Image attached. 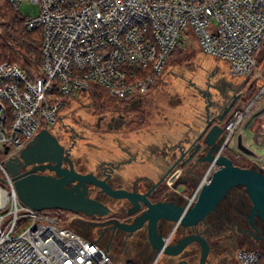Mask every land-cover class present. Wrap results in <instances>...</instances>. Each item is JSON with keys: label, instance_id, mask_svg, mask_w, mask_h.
<instances>
[{"label": "built area", "instance_id": "1", "mask_svg": "<svg viewBox=\"0 0 264 264\" xmlns=\"http://www.w3.org/2000/svg\"><path fill=\"white\" fill-rule=\"evenodd\" d=\"M24 1L39 4L41 13L21 14ZM5 3L26 30L40 31L41 64L34 75L0 59V172L10 188L0 186V264H118L101 240L24 204L1 158L19 155L41 129L56 124L66 100L93 84L119 100L147 95L183 34L228 61L232 76L250 75L264 41V0H0V8ZM257 99L224 122L217 155ZM254 140L261 138L254 133ZM217 168L210 164L189 205ZM236 257L240 264H264V248H242Z\"/></svg>", "mask_w": 264, "mask_h": 264}, {"label": "rangeland", "instance_id": "2", "mask_svg": "<svg viewBox=\"0 0 264 264\" xmlns=\"http://www.w3.org/2000/svg\"><path fill=\"white\" fill-rule=\"evenodd\" d=\"M19 12L26 17H35L41 13V6L24 1L19 7ZM35 32V35H40V31ZM0 36L7 46L5 49L0 47V53L4 50L7 51L5 53H9L11 59L19 63V59L22 58L20 49L13 41L4 37L1 29ZM0 59H4L2 54H0ZM30 72L34 75L40 74L39 67H32ZM240 90H243L240 94L241 101L236 102L238 105L234 107L232 103L235 100V93ZM263 90L264 41L257 52L256 64L251 74L246 77H235L229 72L228 61L204 53L192 34H183L178 49L168 58L162 76L156 78L155 85L143 100L128 101V105L105 109L100 107L101 104L94 98L91 90L80 96L76 93L72 99L66 100L58 121L48 130L65 148L71 149V158L75 162L77 170L83 173H96L99 167L104 164L117 166L118 161L124 160L122 155L127 157L123 153L126 150L134 151L141 148L140 152L145 151L143 146L149 141L150 144H152L151 141L155 142L153 149L157 151H160L159 149H162L160 147L166 143H174L169 139V133L173 132L174 128L173 136L177 135L182 138L185 135V129L195 126V124L197 128V125L205 119L209 99L213 103L210 112L223 115L224 121H226L239 105L248 106L253 99L259 97L238 126L228 145V153L225 150L222 154L230 156L236 164L264 172V145H262L264 127L261 123V117L264 115V94L261 95ZM233 94L235 95L233 96ZM106 96L112 99L108 93ZM120 113L126 114L125 119L115 124L114 129L110 130L108 127L110 116L113 114L118 117ZM100 117H104V120L98 124ZM177 126L178 128H176ZM240 131L245 136V139H242L243 145L249 147L256 153L255 155L246 154L238 148L236 138ZM254 133L261 138L259 143L254 140ZM1 159L6 165V160L3 157ZM127 168L130 167L122 165L120 169H117L115 172L117 182L120 181L117 178L119 172H122L126 177L129 176ZM207 169L208 167L193 169L189 175H185L182 171L186 176H183V180H181H186L184 183L178 180L177 176L169 177L163 185L165 189L171 191L169 199L180 201L184 206L191 207L190 200L204 179ZM178 171L180 170L176 172ZM160 176L161 173L154 178H140L142 179L141 188L147 182H152ZM5 177L6 175L0 172V186L10 189L5 182ZM134 178L120 182L130 186ZM90 196L103 199L115 211L126 209L129 204L128 200H117L115 204H112L96 188L91 189ZM252 205L245 187L236 186L227 193L216 210L196 227L204 229L207 224H213L214 227L223 228V232L227 231L226 235H229L228 227L233 215L236 213L250 215ZM47 210L57 217L61 226L100 239L101 243L110 249L118 264H172L175 262V258L155 254L149 240L146 239L147 234L144 229L128 236L124 231L117 230L115 232L108 229L107 219L109 216L106 215L88 216L57 208ZM226 211L230 213L229 216H227L228 214L223 215ZM123 217L119 216L118 218L122 220ZM173 224L175 223L172 222L170 225ZM189 230L190 228H184L181 232ZM261 246H263L262 242L248 241L243 245V248H262ZM191 262L198 264V259H193Z\"/></svg>", "mask_w": 264, "mask_h": 264}, {"label": "water", "instance_id": "3", "mask_svg": "<svg viewBox=\"0 0 264 264\" xmlns=\"http://www.w3.org/2000/svg\"><path fill=\"white\" fill-rule=\"evenodd\" d=\"M212 105L209 99L199 135L195 138L188 136L177 144L178 152L181 154L177 162L146 193L114 188L109 184L108 179L112 177L114 168L120 169L127 163L126 161L119 162L104 178L92 172H79L75 169L71 150L65 148L48 129H41L19 155L7 160L6 168L11 173L20 200L36 210L57 208L88 216L107 214L108 208L105 204L89 195L90 186L101 188L113 198L128 199L134 205L131 212L138 210L143 204L146 207L144 213L133 223H118L114 228L132 235L147 223L149 243L159 256L162 254L168 257L177 256L189 244L199 242L202 245L200 264H206L210 246L205 237L200 234H189L171 243L169 239L174 231L167 237L163 236L158 231V222L168 220L175 222L176 226L193 227L211 214L231 189L242 185L253 203L249 215L252 229L259 232V228L253 223L255 216L264 223V172L256 168L237 166L227 155L216 154L217 141L224 133L220 122L225 118L219 113H211ZM197 143V148L193 149L187 159H191L201 150L205 155L197 161L209 164L214 162L218 168L210 176L209 181L202 185L194 204L188 207L172 202H151L148 198L151 191ZM202 145V148L199 147ZM238 148L246 154L253 155V152L243 145L241 137L238 139ZM8 150L6 147L5 152ZM64 162H67L69 167H63ZM30 165L32 167L27 169ZM46 170L54 174H46Z\"/></svg>", "mask_w": 264, "mask_h": 264}, {"label": "flooded vegetation", "instance_id": "4", "mask_svg": "<svg viewBox=\"0 0 264 264\" xmlns=\"http://www.w3.org/2000/svg\"><path fill=\"white\" fill-rule=\"evenodd\" d=\"M128 101H131V100H127V101H124L122 103H119L118 106L120 107L124 104L128 105ZM131 104H133V103H131ZM125 117H126V114H124V113H120V115L118 117H116L115 115L112 114L110 116V120L108 122V127L110 128V130L114 129V125L117 124L118 122L124 120ZM103 120H104V117H100L98 124H100ZM198 135H199V133H197L195 135V137H197ZM222 142H223V136L217 141L218 144H217L216 152L220 149ZM197 145H198V143L195 144L194 147L188 151L187 155L184 156V158L177 163V165L169 172V174L166 176V178L156 188H154L151 191V193L148 195V198L150 199L151 202L163 201V202H172V203L184 205L180 201L176 202L174 200L169 199V195H170L171 191H168L167 189H165L163 187V185L166 183V181L169 177L173 178V177L177 176L178 180H180V181L183 180V176L191 174L192 169H189L190 167H194V169L195 168L198 169V167H200L202 165V163H204V162H198L197 161V159H199L205 155L203 152H201V150H199V152L194 157H192L191 159H187L188 155L191 154L192 151H194L193 149L197 148ZM227 146H228V144L225 147H227ZM199 147L202 148L203 145L199 146ZM225 147H224V149H225ZM160 148H162V149H159L160 151L156 150V152H157V154H159V156H161L162 158H165L167 160L168 165H167L166 169L164 170V172L161 173L160 177H158L156 180H153V181L151 180L152 182H147L146 184H144L143 185L144 189L141 188L142 179H140V178H142V177H139V176L132 179V181H131L132 183L130 186H128L127 183H124V182H120V181L117 182V180L115 178V172L117 171V168L115 166H113L112 164L111 165L104 164L103 166L99 167V170H97V172L95 174L104 178L105 176H107V174L111 173L112 168L115 167L114 168L115 171H114V173H112V177L108 179V182H109V184H111V186H113L114 188H123V189H127L129 191L146 193L149 190H151L152 187L171 168V166L177 162L178 157L181 155V154H179L178 147L176 145H174V146L173 145L172 146L164 145L163 147H160ZM119 162H122V161H118V163ZM73 163L75 166L74 161H73ZM31 167H32V165L28 166L27 169H29ZM63 167H69V164L67 162H64ZM75 169H76V166H75ZM179 169H181V171L176 172ZM182 171H184L185 175H183ZM79 172H81V171H79ZM45 173L46 174H54V172H52L50 170H46ZM181 182L184 183V182H186V180L181 181ZM92 188L98 189V191L101 194H103L108 199V201L112 204H115L117 200H128V199L113 198L109 194L103 192L101 190V188L94 187V186H90L89 195L91 193ZM95 198L102 201L105 204V206L108 208V212H107V214H105L106 216H109V218L107 219V228L112 229L115 232H117V230L122 231L119 228H116V229L114 228L118 223H133L138 217H140L144 213V211L146 209L145 205L142 204L141 208H139L138 210H136L134 212H131V209H133L134 205H133V203H131L128 200L129 204H128L126 209H122V210L120 209L119 211H115L108 204V202L105 203V201H103V199H100L99 197H95ZM224 214H226V215L228 214L227 216L230 215V213L228 211L223 213V215ZM249 214H250V212H249ZM119 216H124V217L121 220L118 218ZM220 220H221V217H220ZM201 222H199L197 225H199ZM171 223H172V221H168V220H160L158 222V231L163 236L167 237L174 231L172 236H170V239H169V242H171V243H174V242L178 241L181 237H184L185 235H189V234H200L206 238V240L210 246V252H209L206 264H240L239 260L236 257V253L239 249L243 248L244 244H246L248 241H253V242H262L264 245V223L257 216H255L253 223L259 228V232L252 229V227L250 225V221H249V215H243V214L236 213V215H233L232 220L230 221V226L228 227L229 228V230H228L229 235H226L227 231L223 232V228H220L218 226L214 227L213 224H209V225L207 224L204 229H198L196 227L197 225H195L193 227H183L180 225L176 226L175 222H173L175 224L170 225ZM173 226H174V228H173ZM179 228H180V230H179ZM184 228H190V230L183 233V232H181V230ZM142 229H144L146 231V234H147L146 239L148 240V225H147V223H145L144 226L142 228H140L139 230H142ZM139 230H137V231H139ZM137 231H135L134 233H136ZM126 234L128 236L133 235V234L129 235L128 233H126ZM201 251H202L201 243L193 242V243L189 244L181 254H179L177 256H172L170 258H175V262L172 264H192L191 261L193 259H196V258L198 259V264H200ZM155 254H156V252H155Z\"/></svg>", "mask_w": 264, "mask_h": 264}, {"label": "trees", "instance_id": "5", "mask_svg": "<svg viewBox=\"0 0 264 264\" xmlns=\"http://www.w3.org/2000/svg\"><path fill=\"white\" fill-rule=\"evenodd\" d=\"M23 22H24V19L21 17L19 12L13 9L8 3H5L0 8V29L4 37L13 41L16 44V46L20 49L22 53V58L19 59V64L24 70H26L27 72H30L32 67H39L41 64V53H40L41 36L39 34L35 35L36 34L35 31L26 30L24 28ZM0 47L2 49L7 48V46L5 45L2 39V36H0ZM5 52L7 51L4 50L2 51V53H0L3 55L4 59L7 58L5 60L13 61L9 53H5ZM90 90L92 91L94 98L98 101V103L101 104L100 107L105 108V109L111 108V107L112 108L117 107L119 103H122L127 100V99L119 100L115 98L114 99L108 98L106 96L107 92L105 88L97 84H93L90 87ZM225 150L228 153V146L225 147V149L223 150V153ZM233 163L240 167H249V166H244V165L242 166V165L236 164L234 160H233Z\"/></svg>", "mask_w": 264, "mask_h": 264}, {"label": "crops", "instance_id": "6", "mask_svg": "<svg viewBox=\"0 0 264 264\" xmlns=\"http://www.w3.org/2000/svg\"><path fill=\"white\" fill-rule=\"evenodd\" d=\"M242 91L243 90L237 91V93H235L236 95L233 94V96L235 95V97H236V98H234L235 100L232 103L234 107H235V105H238V104H236V102H240L241 101L240 94L242 93ZM146 96L147 95H144V96L135 98V99H133L131 101H134V100L136 101V100H139V99L140 100H143V98L146 97ZM242 97H243V95H242ZM241 105H239V107L240 108H243L244 106H241ZM239 107H237V108H239ZM224 122H225L224 120L222 122H220V125L222 127H223ZM215 123H216V121H215ZM203 124H204V120L201 121L199 123V125H197V128H196V124H195V126H189L187 124L189 127L187 129H185L186 130L184 132L185 135L182 138L181 137H178L177 135L173 136L174 135L173 132L175 131V128H174V131L169 133V139L171 141H173L174 143H172V144L166 143V145L167 146L168 145L169 146H172V145L173 146L174 145L177 146V144L181 140L185 139L186 137H188V136L189 137H195V135L201 131V129L203 127ZM176 128H178V126ZM194 128H195V130H194ZM181 130H183V129H181ZM175 134H176V132H175ZM239 137H241L242 139H245V136H244V134H243L242 131H240L237 134V138H236L237 141H238ZM148 143H145V146H143V147H145V151H143V152H140L141 148H137L134 151H127L126 150L125 152H123L125 154V156H127V157H124V155H122L123 156L122 158H124V160H120V161H126L127 164H125V165H127V167H130V168H127V169H129V172H128V175L129 176H127V177L124 176L122 172L121 173L120 172L118 173L119 175H118L117 178L120 179V181H123V180H126L127 181V180H130L133 177H138V176L139 177L154 178L155 176H158L160 173L163 172V170L166 169V167L168 165V162H167V160L165 158H162L161 156H159V154H157L156 150L153 149V146L155 145V142H152L151 141L152 144H150V143L148 144ZM262 145H264V142L262 143ZM245 147H246V145H245ZM247 148H249V147H247ZM147 152H149V153L147 154ZM255 154L256 153L253 152V155H255ZM209 166H210L209 163L204 162V163H202V165L200 167H198V169L199 168H204V167L207 168ZM189 169H192L193 170L194 167H190ZM195 169H197V168H195ZM179 170L181 171V169H179ZM147 171H150V172H147ZM261 247L264 248V245L261 246ZM259 249H261V248H259Z\"/></svg>", "mask_w": 264, "mask_h": 264}]
</instances>
